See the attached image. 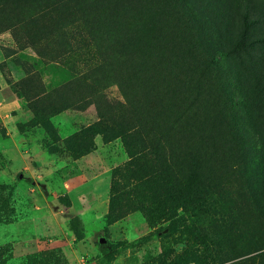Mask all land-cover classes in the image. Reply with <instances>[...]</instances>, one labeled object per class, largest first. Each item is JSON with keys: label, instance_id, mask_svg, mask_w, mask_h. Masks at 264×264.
<instances>
[{"label": "rangeland", "instance_id": "obj_1", "mask_svg": "<svg viewBox=\"0 0 264 264\" xmlns=\"http://www.w3.org/2000/svg\"><path fill=\"white\" fill-rule=\"evenodd\" d=\"M0 264H264V0H0Z\"/></svg>", "mask_w": 264, "mask_h": 264}]
</instances>
